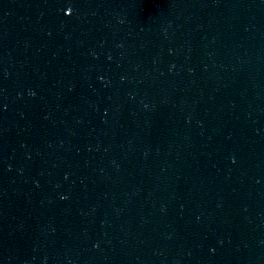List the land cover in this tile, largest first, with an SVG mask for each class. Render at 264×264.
<instances>
[{"label":"water","instance_id":"water-1","mask_svg":"<svg viewBox=\"0 0 264 264\" xmlns=\"http://www.w3.org/2000/svg\"><path fill=\"white\" fill-rule=\"evenodd\" d=\"M0 264H264V0H0Z\"/></svg>","mask_w":264,"mask_h":264}]
</instances>
